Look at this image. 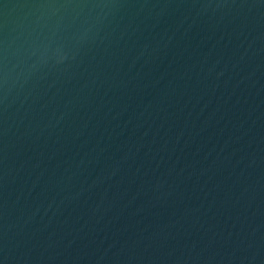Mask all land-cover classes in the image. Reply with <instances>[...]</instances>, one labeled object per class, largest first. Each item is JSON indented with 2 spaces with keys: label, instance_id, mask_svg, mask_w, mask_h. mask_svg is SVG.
Returning a JSON list of instances; mask_svg holds the SVG:
<instances>
[{
  "label": "water",
  "instance_id": "obj_1",
  "mask_svg": "<svg viewBox=\"0 0 264 264\" xmlns=\"http://www.w3.org/2000/svg\"><path fill=\"white\" fill-rule=\"evenodd\" d=\"M0 264H264V0H0Z\"/></svg>",
  "mask_w": 264,
  "mask_h": 264
}]
</instances>
